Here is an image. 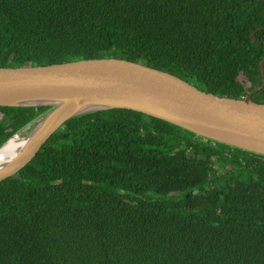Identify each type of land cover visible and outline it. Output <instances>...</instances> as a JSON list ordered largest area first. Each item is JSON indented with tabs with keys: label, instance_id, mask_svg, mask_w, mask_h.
Returning a JSON list of instances; mask_svg holds the SVG:
<instances>
[{
	"label": "trees",
	"instance_id": "obj_1",
	"mask_svg": "<svg viewBox=\"0 0 264 264\" xmlns=\"http://www.w3.org/2000/svg\"><path fill=\"white\" fill-rule=\"evenodd\" d=\"M262 27V0H0V68L115 58L241 99ZM49 109L0 107V147ZM0 264H264V157L130 110L72 118L0 182Z\"/></svg>",
	"mask_w": 264,
	"mask_h": 264
},
{
	"label": "water",
	"instance_id": "obj_2",
	"mask_svg": "<svg viewBox=\"0 0 264 264\" xmlns=\"http://www.w3.org/2000/svg\"><path fill=\"white\" fill-rule=\"evenodd\" d=\"M251 39L256 41L254 33ZM260 72L258 88L244 98L230 99L202 92L166 72L115 58L0 68V107L50 108L23 130L27 129L25 143L0 165V182L24 168L66 121L114 109L141 113L264 157V104L251 99L264 88V60Z\"/></svg>",
	"mask_w": 264,
	"mask_h": 264
},
{
	"label": "bare ground",
	"instance_id": "obj_3",
	"mask_svg": "<svg viewBox=\"0 0 264 264\" xmlns=\"http://www.w3.org/2000/svg\"><path fill=\"white\" fill-rule=\"evenodd\" d=\"M27 131H23L18 135L13 136L1 149H0V165L9 160L25 143Z\"/></svg>",
	"mask_w": 264,
	"mask_h": 264
},
{
	"label": "rangeland",
	"instance_id": "obj_4",
	"mask_svg": "<svg viewBox=\"0 0 264 264\" xmlns=\"http://www.w3.org/2000/svg\"><path fill=\"white\" fill-rule=\"evenodd\" d=\"M25 131H27V129Z\"/></svg>",
	"mask_w": 264,
	"mask_h": 264
}]
</instances>
